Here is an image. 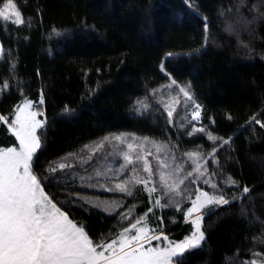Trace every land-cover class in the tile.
Segmentation results:
<instances>
[{"label":"snow or ice","instance_id":"6c2138e0","mask_svg":"<svg viewBox=\"0 0 264 264\" xmlns=\"http://www.w3.org/2000/svg\"><path fill=\"white\" fill-rule=\"evenodd\" d=\"M185 4L202 23L200 48L187 53L165 52L158 68L166 83L152 88L146 84L144 95L135 97L129 105L133 118L165 122L162 139L135 132H110L100 137L87 155L68 153L64 159L70 157L72 163L45 168L40 164L47 125L42 111L43 89L38 104L21 90L22 99L14 110L0 114V125L15 138L12 146L0 147V264H186L187 254L206 242L205 217L216 211L221 212L218 220L231 216L234 205H239L238 215L248 228L259 226V235L251 237L252 247L247 250L251 258L240 259L237 248L225 259L233 264H264V252L255 250L257 245L264 246V219L256 214L252 188L228 174L221 163L225 151V162L238 163L234 140L245 125L264 129L259 119L264 109L233 134L219 135L209 128L216 125V120L205 116L206 107L199 102L191 82L181 83L165 63L200 55L210 44L222 46L213 27L235 40L237 55L243 50L247 58H253L256 39H264L259 37V29L264 26V0H228L226 4L221 0L212 17L201 12L199 3L193 0H185ZM0 20L16 26L26 24L14 0H0ZM27 24L30 27L31 20ZM83 27L89 26L85 23ZM91 27L95 30L94 25ZM52 34L62 37L71 32L53 29ZM261 56L264 58V54ZM3 60L10 62L9 70L15 73L18 58L0 43ZM9 87L5 79L0 93ZM98 91L99 85L89 89L88 95ZM71 112L67 106L63 110L64 115ZM227 119L234 118L227 115ZM168 128L176 129L175 140ZM182 135L206 138L209 147L185 149ZM88 190L119 194L121 201L80 194ZM129 200L139 201L143 208L137 211L138 204ZM166 210L179 213L189 225L183 238L166 234L165 219L175 223ZM94 212L107 214L106 219L116 220V224L97 235L89 222Z\"/></svg>","mask_w":264,"mask_h":264},{"label":"trees","instance_id":"16d2710c","mask_svg":"<svg viewBox=\"0 0 264 264\" xmlns=\"http://www.w3.org/2000/svg\"><path fill=\"white\" fill-rule=\"evenodd\" d=\"M26 24L13 25L0 20V43L6 52L18 58L15 73L9 61H0V85L7 79L10 87L0 93V114L8 115L22 99L38 104L44 91L47 118L42 136L44 150L40 164L57 165L68 153L82 154L85 145L95 143L110 132H135L163 138L162 119H136L130 116L129 105L149 88L166 83L159 72V62L168 51L187 53L200 48L203 42L202 23L185 4V0H14ZM200 10L213 16L221 0H193ZM226 4L228 0H223ZM31 20L29 27L27 21ZM89 27H83V24ZM95 26L92 30L91 26ZM53 29L70 30L71 35L57 37ZM220 45L210 44L200 55L181 56L165 61L168 70L181 83L191 82L198 100L205 105V116H212L216 125L209 128L219 135H230L254 114L264 109V39L257 38L253 58L243 50L236 54V42L218 27H213ZM264 37V26L259 29ZM245 39H247L245 37ZM19 81V82H18ZM151 81V82H149ZM99 91L89 96L88 90ZM72 110L64 115L65 107ZM227 115L234 119L229 121ZM264 122V115L260 116ZM208 124L207 118L203 121ZM178 124V122L176 121ZM176 139V129L168 128ZM183 131V130H181ZM15 138L0 125V147L12 146ZM185 149L209 143L206 138L181 136ZM238 163H221L226 172L252 188L255 211L264 219V129L245 125L233 144ZM83 150V151H81ZM67 159H71L68 157ZM90 196L92 190L81 192ZM105 195V193H102ZM137 203L139 211L143 204ZM87 211V209H86ZM165 226L174 239L188 234L189 225L179 213L166 210ZM233 214L218 220L220 211L205 217L206 242L202 248L187 254L186 264H233L231 257L240 249V259H249L251 237L259 235L239 217V205ZM80 215V213H76ZM98 212L89 219L97 235L107 233L116 220L106 219ZM86 219H88L86 217ZM247 237V239H246ZM256 251L264 252L257 245Z\"/></svg>","mask_w":264,"mask_h":264},{"label":"rangeland","instance_id":"374dc122","mask_svg":"<svg viewBox=\"0 0 264 264\" xmlns=\"http://www.w3.org/2000/svg\"><path fill=\"white\" fill-rule=\"evenodd\" d=\"M42 111H43L44 116H45L44 104H43V107H42ZM177 111L180 112L179 109ZM40 118H43V117H40ZM176 121L179 123V118L178 117H177ZM197 126H199V125H197ZM92 147H94V143L89 145L87 148H85L81 155H87L88 151ZM61 162L72 163L73 161H72V159L61 160L60 162L57 163V165H59V163H61ZM90 171H91V169H90ZM81 174H83V173H81ZM77 180H78V177H77ZM93 192H94V194H90L89 198H95V197L98 196L100 198V200H109V201H117V202L121 201V196L119 194L113 195L112 193L104 192L105 195H103L102 192H100L98 190L97 191H93ZM150 226H155V225H154V223H151ZM166 234L170 235V237L172 238V236H171V234L169 232H166Z\"/></svg>","mask_w":264,"mask_h":264}]
</instances>
